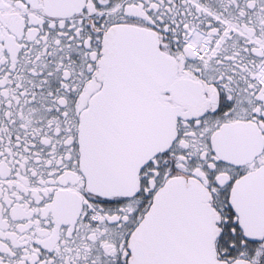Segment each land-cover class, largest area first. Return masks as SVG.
I'll return each mask as SVG.
<instances>
[{
    "label": "snow or ice",
    "instance_id": "snow-or-ice-1",
    "mask_svg": "<svg viewBox=\"0 0 264 264\" xmlns=\"http://www.w3.org/2000/svg\"><path fill=\"white\" fill-rule=\"evenodd\" d=\"M0 264H264V0H0Z\"/></svg>",
    "mask_w": 264,
    "mask_h": 264
}]
</instances>
